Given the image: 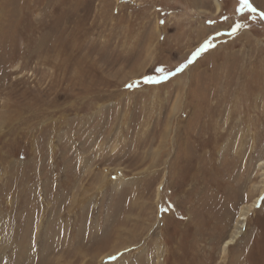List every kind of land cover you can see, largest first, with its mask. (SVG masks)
Listing matches in <instances>:
<instances>
[{
	"label": "rangeland",
	"instance_id": "obj_1",
	"mask_svg": "<svg viewBox=\"0 0 264 264\" xmlns=\"http://www.w3.org/2000/svg\"><path fill=\"white\" fill-rule=\"evenodd\" d=\"M249 2L0 0V264H264Z\"/></svg>",
	"mask_w": 264,
	"mask_h": 264
},
{
	"label": "bare ground",
	"instance_id": "obj_2",
	"mask_svg": "<svg viewBox=\"0 0 264 264\" xmlns=\"http://www.w3.org/2000/svg\"><path fill=\"white\" fill-rule=\"evenodd\" d=\"M248 211H249V208H248V207H246V208L243 209V212H242V214H241V217H240L239 220H238V224H243V222H245V221L248 220V218L245 216L246 213H247ZM205 226H206V224H205ZM241 227H242V225H239V229H240ZM239 233H240V232H236V231H235V233H234V235L231 237V239L228 240V241L225 243L224 248H227V247H229L231 244H233L234 239L238 237L237 235H238Z\"/></svg>",
	"mask_w": 264,
	"mask_h": 264
},
{
	"label": "trees",
	"instance_id": "obj_3",
	"mask_svg": "<svg viewBox=\"0 0 264 264\" xmlns=\"http://www.w3.org/2000/svg\"><path fill=\"white\" fill-rule=\"evenodd\" d=\"M227 3H229V2H235V4H242L243 5V3H242V0H225ZM249 1V0H248ZM250 4V3H249ZM244 6V5H243ZM248 11H249V14H251L252 16L254 15L253 14V8L252 7H245ZM255 19H257L258 21H260L261 22V24H262V26H261V28L262 29H264V21H263V19H262V17L261 16H257V15H255ZM261 30V29H260ZM157 72H159V73H157ZM157 72H155L153 75H151V78H155L156 77V75L157 76H159V74L162 72V71H158L157 70Z\"/></svg>",
	"mask_w": 264,
	"mask_h": 264
},
{
	"label": "snow or ice",
	"instance_id": "obj_4",
	"mask_svg": "<svg viewBox=\"0 0 264 264\" xmlns=\"http://www.w3.org/2000/svg\"><path fill=\"white\" fill-rule=\"evenodd\" d=\"M242 3L244 5V7H251V5L249 4L248 0H242ZM255 10V9H253Z\"/></svg>",
	"mask_w": 264,
	"mask_h": 264
},
{
	"label": "water",
	"instance_id": "obj_5",
	"mask_svg": "<svg viewBox=\"0 0 264 264\" xmlns=\"http://www.w3.org/2000/svg\"><path fill=\"white\" fill-rule=\"evenodd\" d=\"M249 2V1H248ZM250 3V2H249Z\"/></svg>",
	"mask_w": 264,
	"mask_h": 264
}]
</instances>
